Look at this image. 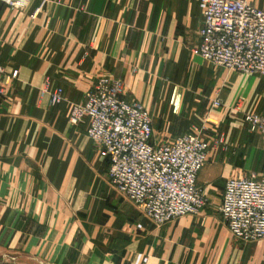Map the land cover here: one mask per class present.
I'll use <instances>...</instances> for the list:
<instances>
[{
  "label": "crops",
  "instance_id": "0c3cea01",
  "mask_svg": "<svg viewBox=\"0 0 264 264\" xmlns=\"http://www.w3.org/2000/svg\"><path fill=\"white\" fill-rule=\"evenodd\" d=\"M39 1L25 11L0 2V249L51 264H264V240L235 242L217 211L226 180L262 170L264 141L243 114L264 115V76L191 53L199 0H47L31 20ZM104 76L149 111L153 144L204 126L197 185L207 204L197 215L156 227L110 185L87 120H68ZM55 89L62 101L51 105Z\"/></svg>",
  "mask_w": 264,
  "mask_h": 264
},
{
  "label": "built area",
  "instance_id": "2783aa9c",
  "mask_svg": "<svg viewBox=\"0 0 264 264\" xmlns=\"http://www.w3.org/2000/svg\"><path fill=\"white\" fill-rule=\"evenodd\" d=\"M29 1L0 0L19 11H25ZM46 4L47 0H40L28 17L34 19ZM199 9V42L191 53L229 72L264 76V10L246 0H199ZM3 74L0 66V77ZM16 78L15 70L3 82L9 84ZM123 94L119 79L100 77L86 93L84 104L71 105L68 120L73 126L87 120V137L108 161L110 185L156 227L197 215L207 204L197 185L210 147L202 135L204 126L153 144L149 111L138 101L126 102ZM61 101L60 89L50 93L51 105ZM212 106L222 104L215 99ZM243 119L264 141V115L243 114ZM218 211L235 242L264 240V162L258 174L226 180Z\"/></svg>",
  "mask_w": 264,
  "mask_h": 264
},
{
  "label": "rangeland",
  "instance_id": "374dc122",
  "mask_svg": "<svg viewBox=\"0 0 264 264\" xmlns=\"http://www.w3.org/2000/svg\"><path fill=\"white\" fill-rule=\"evenodd\" d=\"M217 211H218V208H217ZM14 249L15 248H4V250L0 249V263L13 264V262H16V261H21V262L23 261L25 263L29 262L32 264H51L47 256L46 257L42 256L40 252L30 254L28 252H21L23 250L17 251Z\"/></svg>",
  "mask_w": 264,
  "mask_h": 264
}]
</instances>
